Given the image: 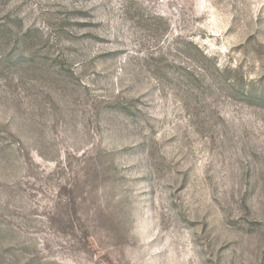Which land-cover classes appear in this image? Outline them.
Returning <instances> with one entry per match:
<instances>
[{
    "label": "rangeland",
    "instance_id": "374dc122",
    "mask_svg": "<svg viewBox=\"0 0 264 264\" xmlns=\"http://www.w3.org/2000/svg\"><path fill=\"white\" fill-rule=\"evenodd\" d=\"M0 264H264V0H0Z\"/></svg>",
    "mask_w": 264,
    "mask_h": 264
}]
</instances>
